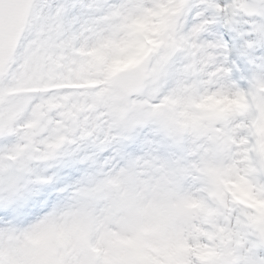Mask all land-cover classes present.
Returning a JSON list of instances; mask_svg holds the SVG:
<instances>
[{
    "label": "clouds",
    "instance_id": "obj_1",
    "mask_svg": "<svg viewBox=\"0 0 264 264\" xmlns=\"http://www.w3.org/2000/svg\"><path fill=\"white\" fill-rule=\"evenodd\" d=\"M53 4L0 70V211L24 209L0 264H264V0H87L71 28ZM225 20L243 67L213 43ZM73 35L100 83L8 95Z\"/></svg>",
    "mask_w": 264,
    "mask_h": 264
},
{
    "label": "rangeland",
    "instance_id": "obj_2",
    "mask_svg": "<svg viewBox=\"0 0 264 264\" xmlns=\"http://www.w3.org/2000/svg\"><path fill=\"white\" fill-rule=\"evenodd\" d=\"M44 3L49 4L51 0H43ZM197 4H204V5H211L213 3V0H196ZM212 21H209L208 23H211ZM76 23L75 18H72L68 24L72 27ZM225 23H231V21L225 20ZM53 27L59 28L58 24H54ZM219 47L218 45H216ZM61 51L58 52L60 58L63 61L62 70L63 72L67 73L69 75V71H72V80H81L84 79L86 81V84H79V85H86V86H95V84L100 83V81L97 80H91L87 79V77L92 75V66L86 59V57L90 56L92 54L91 50L87 48L86 45H82L81 47L76 46V40H69L67 42H64L61 46ZM57 54V53H53ZM78 84V83H77ZM68 97V96H67ZM64 97V98H67ZM71 99V97L65 99L63 101L65 112L70 113L69 119L74 118L76 115V111L80 109V105H77L73 103L72 105H68V101ZM52 100L48 101V103H51ZM239 107L245 108L247 107L246 103L244 102L243 95L240 98V101L238 102ZM16 109L10 108L7 114V117L5 118L3 115H0V124H2V127H6L10 129L9 133L12 132L11 128V121L15 118ZM55 123L59 124V121H56Z\"/></svg>",
    "mask_w": 264,
    "mask_h": 264
},
{
    "label": "snow or ice",
    "instance_id": "obj_3",
    "mask_svg": "<svg viewBox=\"0 0 264 264\" xmlns=\"http://www.w3.org/2000/svg\"><path fill=\"white\" fill-rule=\"evenodd\" d=\"M87 4V0H59L53 4V8L67 15L71 19L75 14L84 8ZM213 31V43L221 48L227 49L230 52V59L240 67H243L242 60L237 59L241 55L238 44L235 43L236 31L233 29L231 23H225L220 21L212 29ZM245 40H251L252 37L244 36ZM24 209L19 208L16 205H5L4 210L0 211V225L9 223Z\"/></svg>",
    "mask_w": 264,
    "mask_h": 264
}]
</instances>
